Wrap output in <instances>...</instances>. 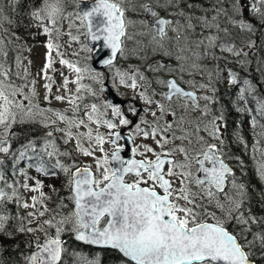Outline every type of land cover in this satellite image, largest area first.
I'll use <instances>...</instances> for the list:
<instances>
[{
	"label": "snow or ice",
	"instance_id": "obj_1",
	"mask_svg": "<svg viewBox=\"0 0 264 264\" xmlns=\"http://www.w3.org/2000/svg\"><path fill=\"white\" fill-rule=\"evenodd\" d=\"M63 2L64 0H42L41 5L31 12V16L37 21V26L42 27L43 33L49 36L46 44L48 49L46 63L42 69L44 78L54 83L53 78L47 73L54 63L52 50L56 49L60 64L66 65L76 74V79L73 81L77 84L76 92L87 91L95 97L96 90L91 85L82 84L81 81L87 74L93 83L100 85V91L103 92L104 73L89 65L80 66L79 62L72 63L63 59L59 44L53 42V32L56 38L60 35L59 29L55 26L58 20L64 18ZM125 4L131 5L133 11L139 10L150 19L126 20V9L123 7ZM181 5H186L189 10L199 9L205 13L210 12L211 15L196 16L193 12L185 11ZM77 7H80L79 3ZM157 9L165 12L166 15L161 16ZM245 12L257 18L264 27V0H214L210 9H204L200 4L190 3L188 0H146L140 5H136L134 0H95L90 7L83 8L76 15L86 28L84 34L90 36L93 42L102 41L99 50L94 47L89 48L88 45L82 48L95 52V56L101 57L97 62L102 66L112 68L117 53L124 54L122 38H132L126 35V28L138 23L141 27L150 29V44L154 45V51L163 50L166 56L174 57L178 61V66L175 68L160 62L150 66V70L157 72L167 70L170 75L179 71L181 79L183 74L206 72L208 83L195 81L187 83L193 89L211 88L215 93L216 89L212 87L211 81L214 74L219 76V67H216L214 73L202 67L199 61L205 55H211L218 60L219 57H215L213 51L215 48L236 56L241 55V51L237 50L230 41L225 42L223 37L230 34L227 25L244 32L255 31L254 23L251 19L245 18ZM2 13L3 8L0 7V24L7 20ZM44 20L50 21L53 27L45 26ZM69 27L71 28L72 25L70 24ZM169 31L175 34L174 37L169 38ZM68 35L73 41L79 40V36H74L71 32ZM3 43L4 41L0 39V55L6 56ZM247 46L254 47V43L250 41ZM105 49L110 50V55L106 57L102 56ZM73 54L78 55V53ZM243 55L247 56L248 53L245 52ZM114 75L119 79L120 85L132 89L138 87V78L146 80L143 75L137 77L134 73L129 74L120 69H116ZM0 76L4 77L0 79V126L5 128V134L0 135V153L10 151L8 130L17 122V117L19 122L23 123L33 120L37 114L53 112L58 120L67 125L66 129H57V131H64L69 139L73 138V127L84 126L88 129L87 132L76 134V147L84 156L94 157L95 160L97 174H93L90 166L76 167L75 172H72L69 185L74 193L72 199L75 209L69 216L55 224L53 220L43 222V225L55 227V237H48L43 244H36L37 251L27 257L29 264H61L62 254L66 249L60 239L64 229L59 225L65 223L71 224L76 240L117 250L132 264H254L252 254L247 249L251 248L256 240H259L261 248H264V231L253 233L252 240H248L244 233H251L250 220L252 223L262 225L264 220L258 221L254 216L245 217L240 211L245 196L244 185L237 183L232 169L225 163L224 141L220 140L218 146L215 143H208L199 135L204 131L213 139H220L217 121L222 120L223 116L211 115L210 104L215 102L214 97L197 96L196 91L182 88L175 78L158 79L157 83L167 89L161 93H153L161 96V100H154L146 94V90L139 93L145 104L155 105L156 110H152L151 107L145 109L152 120L141 116L140 122L134 123L125 115L121 105L106 101L104 107L111 110V118L102 119L107 113H101L98 105L93 103L84 113L88 121L86 123L77 116L80 110L77 101L82 100V96L67 97L68 102L73 106V115L69 117L64 112L54 109H42L38 104H33L27 96L24 97L25 100H29L27 105L16 100L18 94L23 95L22 89L7 82L9 74L2 64H0ZM228 76L229 83L237 82L236 74L231 69L228 70ZM68 83L65 77V90ZM244 84L249 85V82L245 80ZM44 88L50 93L52 83H46ZM245 91L246 89L241 88V99H244ZM32 96H36L34 87ZM44 99L48 100V95H45ZM55 99L62 101L66 97L57 95ZM201 100L205 101L203 106L200 104ZM33 109L36 111L34 112ZM127 111L133 116L138 115L135 107H129ZM196 111L200 112V116L195 120L186 118L185 114ZM257 111L264 117V101H258ZM178 112L184 114L178 115ZM166 116H171L173 119L165 120ZM162 120H165L163 124L160 123ZM91 123L106 126L110 130L108 137L99 132L93 135V130L89 126ZM256 124V118L253 117V127ZM120 126L134 127V132L129 133V140H134L137 136L151 139L159 151L148 144L137 145L132 151L141 156L151 153L154 159L145 157L140 160H125L121 156L123 146L117 143L123 138L122 134L119 131H111ZM177 132L182 134L177 135ZM47 135L50 137L52 133L49 132ZM82 138H86L90 145L94 144L95 149L91 146L84 147ZM106 140L115 146L110 157L103 147ZM176 140L181 143L176 144ZM170 144L171 147H168ZM48 146H51L53 151L47 152V155L52 156L56 151L55 145L49 141L46 149ZM31 147H33L31 142L25 146V148ZM140 148L143 152H140ZM96 151L103 155L96 156ZM260 151L264 154V149ZM24 155L23 151L19 153L20 158ZM61 155L69 154L61 153ZM178 155L182 158L178 159ZM113 162L117 166L112 167ZM54 167L61 168L65 173L70 171V167L62 164L60 160L56 161ZM37 171L44 172L45 169L39 167ZM257 171L264 180V162H258ZM126 177L131 178L130 183L126 181ZM0 179H3L2 175ZM226 183L232 185V189L241 197L240 199L234 198L225 191ZM23 187L28 189L29 185L25 183ZM40 188L42 183L37 181L36 187L30 190L38 191ZM220 194L224 195V202L219 199ZM12 195H16L15 191ZM40 195L44 197L43 192ZM6 196L7 194L0 190V200H4ZM32 200L33 208L36 207V203H42V200L38 201L35 196ZM201 200H207L209 204L214 203L224 218L217 217L214 212L204 209L199 203ZM225 203L230 206L226 208ZM23 206L29 207L27 203ZM45 211L48 209L38 212V215L43 216ZM36 214L29 213L30 216ZM205 217H211L214 222H207ZM6 220V216L0 215V231L4 230L3 222ZM229 220H234L242 226L241 233L237 234L229 230L227 226ZM42 227L25 229L21 226L19 231L33 232L42 230ZM77 255H79V264H99L98 258L89 259L87 256Z\"/></svg>",
	"mask_w": 264,
	"mask_h": 264
},
{
	"label": "rangeland",
	"instance_id": "obj_2",
	"mask_svg": "<svg viewBox=\"0 0 264 264\" xmlns=\"http://www.w3.org/2000/svg\"><path fill=\"white\" fill-rule=\"evenodd\" d=\"M73 0H64L63 2V8L64 13L63 19H60L57 21L56 28L59 29L60 35L58 38L55 37V32H53V42L59 44V51L63 54V59L69 60L72 63L79 62L80 66L89 65L91 66V58L93 52H89L87 50H82L84 45H88L87 43V36L84 34V29L81 26V20L77 18V13H79V7H77L73 12L70 8V5ZM79 0H74L76 4H78ZM40 0H29L24 1L21 0V3H19L18 0H0V7L3 8V16L7 17V20H4L2 24H0V39L4 41L3 43V49L7 53L6 56L0 55V64L3 65L4 70H6L9 74L8 83H11L14 86H18L22 89L23 95L18 94L15 99L18 101H22L25 105L29 103V100H25L24 97L27 96L32 101L33 104H38L40 108L42 109H54L60 112H64L65 115L71 117L73 115V106L68 102L67 97L74 96V95H80L84 92L88 93L87 91H81L80 93L76 92L77 84H75L73 81L76 79V74L68 69L66 65H61L59 60L60 57L56 55V49L52 50V59L54 61L51 68L48 69V75L53 78V81H48L44 78V73L42 71L45 63H46V56L48 53V49L46 48V44L48 43L49 36L43 33L42 27L37 26V21L31 16V12L38 6L41 5ZM146 2V0H134V3L136 5H140L142 3ZM190 3L200 4L202 8L204 9H210L212 2L214 0H206L205 2H202V0H188ZM21 4V5H20ZM39 4V5H38ZM30 5V6H29ZM38 5V6H37ZM23 8L28 7V14L26 16V20L24 21V17H17L14 14V11H16L17 8ZM123 7L126 9L127 13V20H133V21H139L141 19H150L146 14L140 12L139 10L133 11L131 5L125 4ZM181 7L184 8L185 11L193 12L194 15L200 16L205 15L207 13L200 11L199 9L195 10H189L186 5H181ZM157 11H160V15L164 16L163 11L157 9ZM166 14V13H165ZM246 19H251L255 26L254 32H244L240 29L233 27L232 25H227L230 29V34L227 37H223V39L226 40V42H231L232 45L235 46L237 50L241 51V55L236 56L232 53V59L229 57L228 61L232 62L234 66H237L239 68H247L246 72L244 73H235L237 77V82L235 84L229 83V76H228V69L221 70L219 68V76L213 75L212 77V87L215 85V89H217L220 85V89H223L225 92L227 90H232V88H238L237 90H241V88L246 89V84H244V81L247 80L249 82L248 93L245 94L244 92V99L240 98V95H235L233 93L227 92V97L230 103L232 104V113L229 115L228 119L230 120H236V119H244L247 122V118L251 121L253 117L256 118L255 114L253 113L254 110L257 111L258 108V101H264V27L261 26L260 21L257 18H254L250 15H247L245 13ZM179 19V17H177ZM257 21V22H256ZM43 24L45 26H48L49 28H52V24L48 20H44ZM72 25L70 28L69 25ZM197 31L198 28H197ZM71 32L74 36H79L78 41L71 40V37L68 35V33ZM143 32L144 35H139L138 33ZM126 35L131 36V39L125 38L124 40V54L121 55V58L118 63L115 64L112 68L109 70L110 80L113 83V85L120 91L123 92L126 96L131 97L133 99H137L142 104L146 106V109L151 107L152 110H156L155 105L149 106L144 103V101L140 98L139 93L141 91L146 90V94L151 96L154 100H161L162 97L159 95H153L155 90L157 89V86L160 87V89L166 91V88L157 83L158 79H167L166 73L167 70L162 71H152L150 70V66H154L157 63H165L167 62H174V64L170 65L172 67L178 66V61L173 57L169 58L165 55L163 50H156L154 51V45L150 44L151 41V32L149 28L141 27L138 23L135 25H129L126 30ZM174 33L169 31L168 36L169 38L174 37ZM196 38V37H193ZM139 41V43H137ZM254 43V47L249 48L247 45L249 42ZM89 47V46H88ZM91 48V47H89ZM203 51V49H201ZM248 53L247 56H244L243 53ZM73 53H78V55H74ZM215 57H218L217 54H215ZM228 61L222 60V59H215L211 55H205L203 56L199 63L202 66V62H205V66H203L206 70L213 71V68L216 66V63L221 62L222 65ZM207 64V65H206ZM92 67V66H91ZM54 69V70H53ZM116 69H120L122 72H127L129 74H136L137 77L139 75H143L146 77V80H139L137 79L138 87L136 89H132L130 87H126L119 84V79L115 77V71ZM138 70V71H137ZM215 73V71H213ZM63 74V75H62ZM176 75L181 77V74L179 71L175 72ZM67 77L69 83L67 85V90L64 88V78ZM240 77H244L245 79L241 81L240 85H237L238 79ZM106 78V75L104 73V80ZM0 79H4L3 76H0ZM182 80L185 82L188 81H195L197 83H208V77L206 72L205 73H194L192 75L189 74H183ZM46 83H52V89L51 92L48 93L47 90L44 88V85ZM82 84L85 85H91L96 91L100 90V85L93 83L92 80H90L87 77V74L85 75V78L81 81ZM130 83V81H129ZM156 84L154 88H150V84ZM240 86V87H239ZM35 88L36 96H32V89ZM198 93L199 96H214V93L212 92L211 88L201 90V89H193ZM156 93V92H155ZM219 94V93H218ZM215 94V97L218 99L220 97V94ZM45 95H48V100H45ZM57 95L65 96L66 99L59 101L56 100L55 97ZM233 99H237L240 103V107L237 109L235 108V101ZM79 101H77L78 103ZM205 101L201 100L200 104L203 106ZM91 105V104H90ZM89 106L85 108L83 112L79 110L77 113V116L79 119H84L86 123H88L86 116L84 113L89 110ZM223 105V106H222ZM226 104H220L216 107L217 113H224L226 111ZM210 108L212 109V104H210ZM106 116H103L104 118H110L111 117V110L108 109ZM237 110V111H236ZM35 112L36 110L33 109ZM247 111V113H246ZM258 112V111H257ZM184 114L182 112H178V115ZM146 116H149L145 112ZM186 118L195 120L197 117L200 116V112H192L190 114H185ZM211 115H214L213 112ZM228 115V114H226ZM223 118L225 115H222ZM151 117V116H150ZM211 117V116H210ZM171 116H166L165 120H172ZM259 118V127H262L263 133H264V117L258 116ZM165 120L160 121L161 123L165 122ZM233 120V121H234ZM43 123L44 127L50 129L51 126L58 127L59 129H66L67 125L65 122L60 121L57 119L55 114L53 112H45L43 114H37L35 115L33 120H27L23 122L25 123ZM245 122V123H246ZM19 117H17V122L12 124L11 128L8 130L9 139L11 140V144L14 142V139H18L17 130L19 129ZM118 123V121H117ZM245 123H237L235 130L240 132L244 128ZM47 124V126H45ZM252 124H247V127L249 129H252ZM93 130V135H95L97 132H99L101 135H104L106 138L108 137L109 129L106 128L103 124L96 125L95 123H91L89 125ZM31 127L24 129L21 128L20 133L23 135H27L28 131ZM87 128L84 126H81L80 128H72L73 132V138L69 139L64 132L65 135V145L70 147L72 151L74 152V155L77 157H81L82 161L89 162L95 168V160L94 157H86L84 156L76 147V134L78 133H84L87 132ZM113 131V130H111ZM5 134V128L3 126H0V135ZM182 134V133H181ZM180 132H178V135H181ZM207 138L213 140L212 137H210L207 133ZM221 139V137H220ZM260 141L249 140V143L252 145L251 149L254 148V153L257 155L256 158H251V160H247L249 162L246 164L247 170L241 173V177L244 176L246 180V186L244 187L245 196L243 197V204L242 209L240 211L243 212L245 217L253 216L250 215V211L252 210V207H255L254 217L257 218V220H264V180H262L258 174L257 168H258V162H264V154L261 153L260 149H264V135H260ZM139 140L141 145L152 143V147L155 148L154 142L150 141L149 139H144L143 137H139ZM263 141V143H262ZM83 146L84 147H92L95 149V145L89 143V141L86 138H82ZM181 141L178 140V144H180ZM186 143V142H185ZM29 142L26 143L28 145ZM25 145V146H26ZM33 145V143H32ZM171 145V144H170ZM10 147L9 153H0V156H7L9 154H13V169H15V172L18 176L21 177V184H19L20 187V193H21V206L23 207L26 217L28 219V228L32 229H41L38 231L29 232V239L30 241L34 242L35 245L37 243L42 244L48 237L55 236L56 229L55 227H49L47 225H43V222L45 220H53V223H57L58 221L62 220L63 218L69 216L68 215V205L73 206V196H70L69 199L65 200V196L62 197L61 201L58 202L56 195L55 198L57 202L53 201L52 203L47 199L50 190L47 188L49 185L53 187H57L58 189L68 188L69 185V173H65L61 168H59V174L58 170L56 168H52V175L45 176L43 173L40 172V174L37 175V178L29 179L27 174L24 173L21 168L20 164L22 163V159L26 156V149L24 145L20 143H16V146L11 149V145L8 144ZM105 152L108 153V155L112 152V144L110 142H105L103 145ZM23 151L25 153L23 158L19 157V153ZM47 152H51L50 150L46 149L44 153L41 155L44 156V159L47 164H49V160H52L53 162L57 161L58 158V151H55L52 156H48ZM73 155V160H75V156ZM96 156H102L103 153H100L99 151H96ZM251 155V154H250ZM179 158V155L177 156ZM255 160V161H253ZM91 161V162H90ZM251 161V162H250ZM65 165V163L61 162ZM40 181L42 183V188H40L38 191H31V188L36 187V182ZM27 183L29 185L28 189H25L23 185ZM195 190V189H194ZM53 191V190H52ZM43 192L44 197L42 198L40 193ZM234 198L240 199L236 193L235 190L232 188L228 191ZM223 194H220L219 199L224 202V197L220 198ZM37 197V200H42V203H36V207L33 208L31 205L33 204L32 197ZM60 195L58 196V198ZM72 201V203H70ZM27 203L29 207L25 208L23 205ZM199 203L202 205L204 209H206L208 212H214L217 217L224 218L221 211L216 208L215 204H209L207 200H201ZM250 204L247 209H243L244 204ZM252 205V206H251ZM227 203H225V207H229ZM59 207H62L66 214H63L59 212ZM45 208L48 209V211L44 212L43 216H39L38 212L44 211ZM74 211V210H73ZM29 213H37L36 215L30 216ZM206 221H212L211 217H205ZM252 221H249V227L251 228V233H244L247 235L248 240L253 239V233H260L264 231V225L259 223H253ZM68 223H65L63 225H59L64 230H66V226ZM227 226L236 228L240 233L242 231V227L235 223L234 220H229L227 222ZM253 229V230H252ZM63 233V232H62ZM61 233V235H62ZM61 238V237H60ZM251 254L252 251H257L256 256L257 259L264 256V248H261L259 240H256L254 245L248 249Z\"/></svg>",
	"mask_w": 264,
	"mask_h": 264
},
{
	"label": "flooded vegetation",
	"instance_id": "obj_3",
	"mask_svg": "<svg viewBox=\"0 0 264 264\" xmlns=\"http://www.w3.org/2000/svg\"><path fill=\"white\" fill-rule=\"evenodd\" d=\"M19 10H21V8ZM125 13H126V19H127V13L128 12L125 11ZM245 13L247 15H249V13H247V12H245ZM165 15L166 14L164 13V16ZM208 15H211V13L209 12ZM81 26L83 27L84 33H85L86 28L83 26L82 23H81ZM126 30H127V28H126ZM198 30H199V28H198ZM122 40H123L122 47H124L125 38H122ZM223 40L226 42L225 39H223ZM87 42H88L87 43L88 46L91 47V45L89 43V36H87ZM213 51L222 60L228 61L229 57L231 59L233 58L232 53L221 51L219 48H215V49H213ZM93 54H94V52H93ZM93 54H92V58H93ZM92 58H91V62H92ZM120 58H121V55L118 53L116 59L113 61V66H115V64L119 62ZM167 64L172 65V64H174V62L168 61ZM91 66H92V64H91ZM203 66H205V62H202V67ZM217 66L219 68H221V70H226V71L230 68L234 73H238V74L246 72V69H247L245 67L239 68L237 66H234L232 62L228 61V63L225 62L223 65L221 62L216 63V66L213 68V71L216 70ZM92 68H94V67L92 66ZM94 69H96L97 71H101V72L105 73V75H106V78L104 80V90H103V92H101L100 90L96 91L97 95L95 97H93L89 93L84 92L82 94L83 99L79 100V102H78V104L80 105V111L81 112H83L85 110V108L87 106H89L90 104L95 103L98 105L101 113H107L109 110L104 107V104L107 101L110 103H116V104L121 105L122 110H124V112H125V115L129 119H131L134 123H139L141 116H144L148 120H152V117H150V115L149 116L145 115L146 106L144 104H142L137 99H133L131 97L126 96L123 92H120L113 85V83L110 80L111 77L109 75L110 68H108L107 66H104V67L94 68ZM165 76H167V79H173V78L177 79V82L184 89L193 90V88L189 85V83L183 81L181 79V77L176 75L175 73L170 75L167 72ZM244 79H245L244 77H240L238 79L237 85H240L241 81ZM155 86H157V85L156 84L152 85V83L150 84L151 89L154 88ZM247 86L248 85H246L245 94L248 93ZM214 88H215V85H214ZM237 89L238 88H232L231 91L227 90V92H229V93L234 92L233 94L240 95V91ZM155 92L161 93L162 89H160V87L157 86V89L155 90ZM163 92H164V90H163ZM227 92H225L223 89H220V85H219V87L216 89L214 96H213L215 102L211 103L212 104V112L214 115H217V116L225 115L222 120L217 121V125L220 129L218 135H219V137H221V139H219V140L208 139L207 133L204 131H201L199 133V135L203 136L205 138V140L208 141V143H215L218 146L220 145V140L224 141L223 153H224V157H226L225 163L228 164V166L232 169L237 183L243 184L245 187L246 186V180H245L244 176L241 177V173L247 170V168H245L246 164L249 163V162H247V160H251V158H256L255 156H257L254 153V148L251 149L252 145L249 143V140L254 139L255 142L260 141L261 140L260 134L263 133V129H262V127H259V118H258L259 114L255 110L253 113L256 116L257 124L255 127H253V125H251L252 129H249L247 127V124H252V119L250 121L247 118V122L244 119H236V120L233 119L234 121L228 119L229 115L232 113V104L228 100ZM108 93H110V94H108ZM218 93L220 94V97L217 99L215 97V94H218ZM196 94H197V96H199L197 92H196ZM114 96H118L117 101H115L116 98H114ZM233 101H235V108L236 109L238 107H240V103L237 99H233ZM220 104H226V106H227L226 111L224 113H217L215 111L216 107ZM129 107H135L138 110V115L133 116L130 112H128L127 109ZM246 113H247V111H246ZM226 114H228V115H226ZM209 118H211V117H209ZM262 121L264 122L263 119H262ZM163 123H161V124H163ZM237 123H245L244 128L240 132L235 130ZM29 127H31V128L28 131L27 135H24V134L22 135L20 133L21 128L27 129ZM57 129H59V128L54 127V126H51L50 129H48V128L44 127L43 123H40V122L25 123V124L20 123L19 124V129L17 130L18 139H14L15 144L20 143V144L25 146L27 142L33 143V147L26 149V156L22 159V163L20 164L21 170L24 173H26L27 176H33L36 174H40V172L37 171V168L42 167L45 169V171L41 172V173L46 174V175H52V173H53L52 170H54L52 168H56L58 170V174H59V172H60L59 168L54 167L55 162H53L52 160H49V164H47L44 157L41 155L42 153H44V151L46 149L47 142L50 141L51 144L55 145L56 151H58L57 160H60V162H63V163H65L66 166L70 167V171L68 172L69 173V175H68L69 179L71 177L72 172H74V170L76 169V167H80V166H90L94 170L95 174H97L96 169L93 168L91 163L82 161L81 157H77L76 155H74V152L72 151V149L70 147H68L67 145H65L66 141H65L64 131H57ZM113 131H119L122 134L123 138L120 141H118L117 143L119 145L123 146V150L121 151V156L125 160H129V159L140 160V159H144L145 157L150 158V159H154V157L151 155V153H147V154H145V156H141L139 154L133 153L132 149L137 147V145H141V143H140L141 140H139V137H142V136H137V137H135L134 140L128 139L130 131L134 132L133 126H120L117 129H114ZM49 132L52 133V135L50 137L47 135ZM177 135H178V132H177ZM149 140L152 141L151 139H149ZM175 143L178 144V140H176ZM262 143H263V141H262ZM9 144L11 145V149H12L13 143L11 144L10 139H9ZM151 144L152 143H150V146H152ZM256 144H257V142H256ZM114 147L115 146L112 145V151H113ZM168 147H171V145H169ZM155 148L157 151H159L157 146ZM47 149L50 151H53L51 146H48ZM140 152H143L142 148H140ZM61 153H68L69 155L64 156V155H61ZM129 154H131V157L128 156ZM73 155L75 156V160H73ZM110 156H111V154L109 155V157ZM177 158L179 159V157H177ZM253 161H255V160H253ZM111 166L114 167V163H112ZM165 167L167 168V166H165ZM126 181L130 183L131 178L126 177ZM142 186H145V185H142ZM70 188H72V187L70 186ZM230 188H232V185L230 183H226L225 191L228 192ZM222 197H224V195H222L220 198H222ZM249 206H250V204L245 203L243 209H247V207H249ZM241 209H242V207H241ZM254 209H255V207H252V210L250 211V215H253V216L255 215ZM207 222L213 223L212 221H207ZM251 224L253 225V223H251ZM231 230L234 233H237V234L240 233L234 227H231Z\"/></svg>",
	"mask_w": 264,
	"mask_h": 264
},
{
	"label": "trees",
	"instance_id": "obj_4",
	"mask_svg": "<svg viewBox=\"0 0 264 264\" xmlns=\"http://www.w3.org/2000/svg\"><path fill=\"white\" fill-rule=\"evenodd\" d=\"M18 1L21 3V0ZM27 1L29 4V0ZM72 8H74L72 12L77 8V4L74 0L69 9ZM19 9L20 8H17L14 14L17 17L20 15L19 18L24 17L25 21L28 14V7H24V9L21 7V10ZM15 146L16 144L13 142L12 148ZM13 167V154H9L5 157L0 156V175L3 176V179H0V190H3L7 194L4 200H0V215L7 217V220L3 222L4 230L0 231V264H29L27 257L36 249V245L34 242L30 241L28 231H19L21 226L25 229L28 228V219L21 206V193L19 187V184H21V177L17 175ZM9 185H11V187H9ZM47 188L50 190L47 199L51 203L53 201L57 202V200L60 202L63 196H65V200L73 196L70 187L58 189L57 187L49 185ZM13 191L16 193L15 196L12 195ZM59 195L60 197L58 198ZM8 197H10V199ZM70 203H72V201H70ZM59 212L66 214L62 207H59ZM72 212L73 206L68 205V215ZM228 228L231 230L229 226ZM61 239L66 249L62 254L61 264H79V255L77 254L87 256L89 259L98 258L99 264H132V262L124 258L117 250L96 247L76 240L71 224H67L66 230H64L61 235ZM252 252L251 258L254 259L257 264H264V256L257 259L255 254L257 251L253 250Z\"/></svg>",
	"mask_w": 264,
	"mask_h": 264
},
{
	"label": "water",
	"instance_id": "obj_5",
	"mask_svg": "<svg viewBox=\"0 0 264 264\" xmlns=\"http://www.w3.org/2000/svg\"><path fill=\"white\" fill-rule=\"evenodd\" d=\"M95 2V0H79V4H80V7H79V10H80V12H81V10L83 9V8H86V7H90L91 6V4L92 3H94ZM89 43H90V45H91V47L93 48H95L96 50H99L100 48H101V45H102V41H98V42H93L92 40H91V37L89 36ZM118 54V53H117ZM108 55H110V50H107V49H105L104 50V52L102 53V56H108ZM117 57V56H116ZM116 57L113 59V61L116 59ZM101 57H98V56H95V52H94V54H93V58H92V62H91V64H92V66L94 67V68H100V67H104V66H102L101 64H99L97 61L100 59ZM181 86V85H180ZM182 87V86H181ZM183 88V87H182ZM186 90V89H185ZM108 94H110V93H108ZM114 98H116L115 99V101H117V99H118V96H114ZM129 157H131V154H129L128 155ZM114 163V162H113ZM115 166H117L115 163H114V167ZM81 168H83V167H85V166H80ZM76 170V169H75ZM75 170H74V172H75ZM91 170H92V172H93V174H95V172H94V170L91 168ZM74 194V193H73ZM74 209H75V204H74ZM210 223V222H209ZM53 238L55 237V236H52ZM74 238H75V234H74ZM61 239V238H60ZM62 240V239H61ZM63 241V240H62ZM45 242V241H44ZM43 242V243H44ZM80 242H82V241H80ZM42 243V244H43ZM82 243H84V242H82ZM84 244H86V243H84ZM89 245V244H88ZM93 246H96V247H101V246H97V245H93ZM35 251H37V248L32 252V253H34ZM32 253H31V255H32ZM253 260V259H252ZM253 262H254V264H256V261H254L253 260Z\"/></svg>",
	"mask_w": 264,
	"mask_h": 264
},
{
	"label": "bare ground",
	"instance_id": "obj_6",
	"mask_svg": "<svg viewBox=\"0 0 264 264\" xmlns=\"http://www.w3.org/2000/svg\"><path fill=\"white\" fill-rule=\"evenodd\" d=\"M204 1H206V0H203L202 2H204ZM207 14H209V12H208ZM252 230H253V229H252Z\"/></svg>",
	"mask_w": 264,
	"mask_h": 264
}]
</instances>
